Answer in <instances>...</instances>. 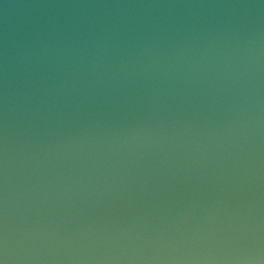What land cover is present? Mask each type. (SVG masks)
I'll use <instances>...</instances> for the list:
<instances>
[{"label": "water", "instance_id": "95a60500", "mask_svg": "<svg viewBox=\"0 0 264 264\" xmlns=\"http://www.w3.org/2000/svg\"><path fill=\"white\" fill-rule=\"evenodd\" d=\"M0 264H264V0H0Z\"/></svg>", "mask_w": 264, "mask_h": 264}]
</instances>
